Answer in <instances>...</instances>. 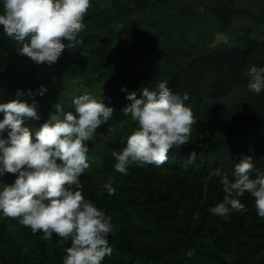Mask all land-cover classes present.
Masks as SVG:
<instances>
[{"label":"trees","instance_id":"obj_1","mask_svg":"<svg viewBox=\"0 0 264 264\" xmlns=\"http://www.w3.org/2000/svg\"><path fill=\"white\" fill-rule=\"evenodd\" d=\"M90 2L86 27L51 66L19 55L21 45L0 29V103L16 99L18 89L46 86L45 95L34 97L40 119L24 125L33 135L55 105L74 112L72 100L85 89L115 108L89 142L92 169L80 177L84 197L112 218L113 251L103 264H264V217L250 194L239 197L243 213L225 219L209 212L225 195L216 169L230 174L241 157L251 156V177L264 172V92L247 88V69L264 66V0ZM218 36L239 45L214 46ZM82 66L90 75L78 81ZM161 81L173 94L188 96L185 104L198 120L190 141L174 146L163 165L132 166L123 175L111 152L125 147L136 124L121 112L130 103L121 88L139 98L144 87L154 90ZM193 150L196 160L188 163ZM109 179L112 195L102 189ZM29 230L26 264H63L71 241L59 243L55 234L44 241Z\"/></svg>","mask_w":264,"mask_h":264},{"label":"clouds","instance_id":"obj_2","mask_svg":"<svg viewBox=\"0 0 264 264\" xmlns=\"http://www.w3.org/2000/svg\"><path fill=\"white\" fill-rule=\"evenodd\" d=\"M90 6V0H0V29L21 45L19 55L51 66L66 47L74 46L77 34L86 27L83 20ZM197 11L203 12V6ZM62 38L70 43L66 45ZM247 77L250 92H264V66H250ZM47 91L44 85L26 92L18 89L16 99L0 103V178L15 174L11 185L0 183V214L17 218L44 241L52 240L53 234L59 243L70 240L63 264H103L113 251L108 242L114 231L112 218L84 197L80 177L90 167L89 142L113 117L115 108L85 91L73 98L74 112L55 105V111L33 135L24 125L29 119H40L34 97ZM121 92L130 101L121 112L136 127L125 147L111 152L115 171L128 175L132 166H161L174 146L189 143L198 120L185 104L187 94L183 98L173 94L167 81L158 82L154 90L144 87L139 98L138 92H128L126 87ZM196 157L193 150L188 163ZM254 167L252 157L243 156L230 174L215 170L225 195L209 208L211 214L227 219L232 212L247 211L239 197L248 193L254 198L257 215L264 217V172L257 171L252 178ZM102 189L114 194L112 180Z\"/></svg>","mask_w":264,"mask_h":264},{"label":"rangeland","instance_id":"obj_3","mask_svg":"<svg viewBox=\"0 0 264 264\" xmlns=\"http://www.w3.org/2000/svg\"><path fill=\"white\" fill-rule=\"evenodd\" d=\"M92 1V0H90ZM107 5L106 1L101 2L100 7L104 8ZM228 45L236 47L239 43L232 37L218 36L214 46ZM89 70L83 66L79 67L75 72V79L82 81L89 78ZM62 80V79H61ZM67 80L64 83V88L67 86ZM101 86V85H99ZM58 93H62V87L54 86ZM36 90L37 88H31ZM68 90V89H66ZM88 90H84V92ZM83 92V93H84ZM91 94V92H89ZM89 167L87 171L91 170ZM15 179V174L6 173L4 177L0 178V183L11 185ZM28 227L18 223L17 218L6 217L0 214V264H26L25 252L28 248ZM5 231V232H4ZM31 231V230H29Z\"/></svg>","mask_w":264,"mask_h":264}]
</instances>
